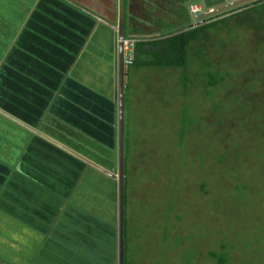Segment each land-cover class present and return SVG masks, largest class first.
I'll list each match as a JSON object with an SVG mask.
<instances>
[{
    "label": "crops",
    "instance_id": "1",
    "mask_svg": "<svg viewBox=\"0 0 264 264\" xmlns=\"http://www.w3.org/2000/svg\"><path fill=\"white\" fill-rule=\"evenodd\" d=\"M73 2L0 0V264H120L119 1Z\"/></svg>",
    "mask_w": 264,
    "mask_h": 264
},
{
    "label": "rangeland",
    "instance_id": "2",
    "mask_svg": "<svg viewBox=\"0 0 264 264\" xmlns=\"http://www.w3.org/2000/svg\"><path fill=\"white\" fill-rule=\"evenodd\" d=\"M125 1L127 14L130 0ZM202 1L210 7L219 0ZM132 2L142 14L154 11L146 16L154 33L143 37L157 40L169 29L192 24L183 0ZM240 4L245 10L192 43L185 70L129 68L124 107L129 264H219L209 251L226 254L225 264H264V132L254 135L258 115L248 114L254 104L264 107V0ZM233 106L238 109L231 111ZM223 118L228 123L220 125ZM119 134L118 128V156Z\"/></svg>",
    "mask_w": 264,
    "mask_h": 264
},
{
    "label": "trees",
    "instance_id": "3",
    "mask_svg": "<svg viewBox=\"0 0 264 264\" xmlns=\"http://www.w3.org/2000/svg\"><path fill=\"white\" fill-rule=\"evenodd\" d=\"M185 3V7L187 8V0H183ZM224 0H219L216 3H210V5H213L219 9H223L224 8V3H222ZM239 1V0H238ZM221 3V4H220ZM240 4L238 6H235L233 8V12L229 13V11H227L225 14L223 15H219L216 14L215 16L212 17H208L205 18L203 20V23L199 24L198 26H193L192 24L188 25V26H178L177 28H173V29H169L168 32L164 33L163 35H161V37L157 40L153 41V45L150 47L145 48V43L144 41H139L136 44V50H135V61L133 64L129 65L127 69H129L132 66H138V65H142V66H147L150 67L149 65H159V66H168V67H177L178 69H186L185 67L188 65L189 62V55H190V50H191V45L193 42H196L200 39L201 35L208 30L209 27H213L216 26L220 21L226 19V17L236 14L240 11L245 10V8H243L244 6ZM127 3L125 1V5L124 7L126 8ZM243 8V9H242ZM146 10V8H145ZM149 9L146 10V13L151 14L152 12L154 13V11H152V9L148 12ZM144 12V11H143ZM127 35V34H126ZM218 44V42H217ZM221 51V47H219V49L216 50V52H220ZM201 56V53H199ZM159 57L160 60H155L153 59V57ZM212 64V63H211ZM217 69V67H216ZM212 70V69H211ZM212 72V71H210ZM129 73V72H128ZM186 76V80H187V74ZM213 76V75H212ZM184 77V76H183ZM218 83L215 81L214 84L212 86H215ZM128 86V83L126 81V88ZM188 89V84H185V90ZM251 100H249L250 102H255V98L253 96L250 95ZM125 101V99H124ZM125 106V105H124ZM224 107H227L226 105H224ZM235 106H233L231 108V111H234L237 108H234ZM234 108V109H233ZM227 112L229 111V108H223V112ZM248 114H257L258 117L256 118L257 121L254 122L253 126L255 124H257V122L260 124L259 127L257 129L256 134L254 133V135H258L261 134L262 132H264V107H262L261 105L258 104H254L251 108V110L248 111ZM255 120V118H254ZM226 123L227 120L224 118L219 120L220 125H222V123ZM233 122V120H232ZM228 123V122H227ZM188 124V122L186 123V125ZM238 127L240 125H237ZM127 136L126 133V126H125V137ZM126 144V141L124 139V145ZM125 191H126V179H125ZM127 191L125 194V212H126V217H127ZM128 220L125 219V226H124V239H125V259H124V264H129V248H128V241H127V229H128ZM208 256L210 258H212L213 260H216L219 264H225L227 262V255L226 254H219L218 252L215 251H209L208 252Z\"/></svg>",
    "mask_w": 264,
    "mask_h": 264
},
{
    "label": "water",
    "instance_id": "4",
    "mask_svg": "<svg viewBox=\"0 0 264 264\" xmlns=\"http://www.w3.org/2000/svg\"><path fill=\"white\" fill-rule=\"evenodd\" d=\"M124 3L125 0H119V33L120 37H124ZM92 14V13H91ZM94 16V14H92ZM120 71L121 75L124 71V61H123V51L120 53ZM123 77V75H122ZM121 89H120V122H119V142H120V153H119V194H120V253H119V262L120 264H124L125 259V239H124V226H125V169H124V137H125V97H124V78L121 79ZM85 161V158L81 157ZM98 166V165H97ZM100 169L101 167L98 166Z\"/></svg>",
    "mask_w": 264,
    "mask_h": 264
},
{
    "label": "built area",
    "instance_id": "5",
    "mask_svg": "<svg viewBox=\"0 0 264 264\" xmlns=\"http://www.w3.org/2000/svg\"><path fill=\"white\" fill-rule=\"evenodd\" d=\"M224 8L219 9L214 5L208 7L202 0H187V8L192 16V25L198 26L202 23L205 18L215 16L216 14L223 15L227 11L229 13L233 12V8L237 6L238 0H224ZM123 45L125 64L131 65L134 63L135 58V46L137 38L135 36H130L119 40Z\"/></svg>",
    "mask_w": 264,
    "mask_h": 264
},
{
    "label": "clouds",
    "instance_id": "6",
    "mask_svg": "<svg viewBox=\"0 0 264 264\" xmlns=\"http://www.w3.org/2000/svg\"><path fill=\"white\" fill-rule=\"evenodd\" d=\"M118 1H119V0H118ZM124 5H125V3H124ZM124 19H125V13H124ZM191 22H192V21H191ZM192 23H193V22H192ZM199 24H201V23H199ZM119 25H120V18H119V23H118L117 25H115V27H114V29H115V31H116V33H117V42H116V44H117V54H116V55H117V58L119 59V69H120V53H121V51H123V45H122V43H121L119 40H120V39L127 38V37H130V36H135V37L137 38V42H136V44H137L139 41H142L143 38H142V37H137V36H139V35H135V34H133V35H131V34H127V33L125 32V29H124V37L121 38V37H120L119 30H118ZM126 34H127V35H126ZM135 47H136V46H135ZM135 50H136V48H135ZM123 61H124V69L128 68L129 65H126V64H125L124 51H123ZM134 61H135V58H134ZM116 177H117L118 180H119V172H117Z\"/></svg>",
    "mask_w": 264,
    "mask_h": 264
}]
</instances>
